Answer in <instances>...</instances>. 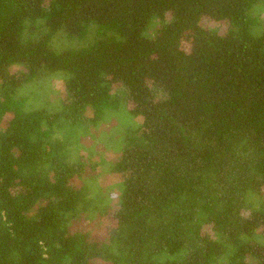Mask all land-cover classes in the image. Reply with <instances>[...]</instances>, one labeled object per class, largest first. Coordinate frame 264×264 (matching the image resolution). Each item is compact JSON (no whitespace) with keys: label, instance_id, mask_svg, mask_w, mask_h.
<instances>
[{"label":"trees","instance_id":"1","mask_svg":"<svg viewBox=\"0 0 264 264\" xmlns=\"http://www.w3.org/2000/svg\"><path fill=\"white\" fill-rule=\"evenodd\" d=\"M258 3L0 0V264H264ZM105 122L114 159L67 150Z\"/></svg>","mask_w":264,"mask_h":264},{"label":"rangeland","instance_id":"2","mask_svg":"<svg viewBox=\"0 0 264 264\" xmlns=\"http://www.w3.org/2000/svg\"><path fill=\"white\" fill-rule=\"evenodd\" d=\"M253 8L255 9L256 14H260V18H261V23L259 25H256L253 31L255 33H260L264 29V3H258L254 5ZM258 10H260V13ZM62 85H63L62 75L55 74L52 77V80L45 83L42 87H39L38 84H36V86H33V85L30 86L29 88H34L35 91L40 92L42 94L41 98L39 99L31 96L30 98V103L32 102L31 105L33 104V106H37V104L43 102L44 104L48 103V105L49 103H53L52 105H55V107H57V105L59 104L58 100L59 98H61L60 95L62 94V90H63ZM27 91H28V88L24 90L26 94H27ZM29 93L30 91L28 92V94ZM118 116L120 119L117 118L114 120V122L116 123V125H121V123L123 125V123L126 120V116L125 115H118ZM106 123L107 122L100 125L97 129H94L96 130L95 135L97 137L93 136L92 132H89L88 130H85V129H83L82 132L78 133V135H77V132H75L73 138L71 139L70 143L66 147L68 148L67 150H70V149L75 150L76 151L75 153H77L78 151L83 152L82 154L86 161H88V157L90 154L92 158L91 160H96L98 155H101L102 153H104L103 155L107 159L109 160L114 159L117 154L115 149L120 144L119 141H120L121 135L119 131H117V128L115 126L111 124H106ZM114 131L115 132L117 131L116 134L118 133L119 135H115ZM102 146L107 148V150L104 149L102 152L101 151V149L103 148ZM97 175H98L97 182L94 185L95 192H93L95 195L94 198H95V201L100 199L99 202L103 204L104 202H108L109 196H111L114 193V189L111 192H109L108 189L112 185L118 184V182L120 181V175L118 173L111 172L108 164H103L101 167V170L98 171ZM101 186H105L106 188L103 190ZM110 201L114 202L115 198L110 199ZM104 225L106 224L104 223L100 224L99 227L95 229V231H104L106 229V226Z\"/></svg>","mask_w":264,"mask_h":264}]
</instances>
